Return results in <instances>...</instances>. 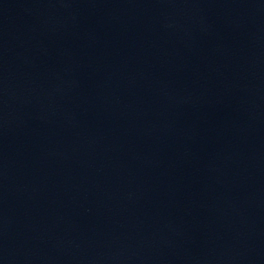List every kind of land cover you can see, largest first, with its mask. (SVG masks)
I'll return each mask as SVG.
<instances>
[{"label":"water","instance_id":"1","mask_svg":"<svg viewBox=\"0 0 264 264\" xmlns=\"http://www.w3.org/2000/svg\"><path fill=\"white\" fill-rule=\"evenodd\" d=\"M0 264H264V0H0Z\"/></svg>","mask_w":264,"mask_h":264}]
</instances>
